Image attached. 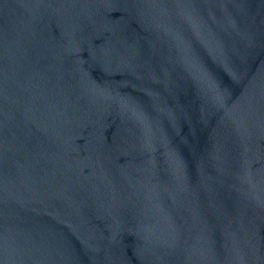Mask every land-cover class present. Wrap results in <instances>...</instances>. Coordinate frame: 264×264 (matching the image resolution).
Masks as SVG:
<instances>
[{
	"label": "water",
	"instance_id": "water-1",
	"mask_svg": "<svg viewBox=\"0 0 264 264\" xmlns=\"http://www.w3.org/2000/svg\"><path fill=\"white\" fill-rule=\"evenodd\" d=\"M0 264H264V0H0Z\"/></svg>",
	"mask_w": 264,
	"mask_h": 264
}]
</instances>
